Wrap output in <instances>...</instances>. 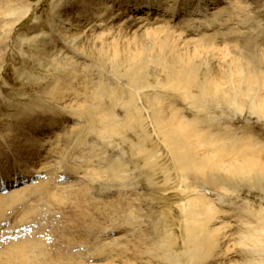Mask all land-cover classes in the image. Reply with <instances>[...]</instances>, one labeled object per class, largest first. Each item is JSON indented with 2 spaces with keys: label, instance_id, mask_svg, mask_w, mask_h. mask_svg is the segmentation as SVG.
<instances>
[{
  "label": "bare ground",
  "instance_id": "1",
  "mask_svg": "<svg viewBox=\"0 0 264 264\" xmlns=\"http://www.w3.org/2000/svg\"><path fill=\"white\" fill-rule=\"evenodd\" d=\"M62 8L68 9V13H58V19L51 27H58L60 32H43V36H49L52 43L59 37L65 47L64 53L58 46L48 49L49 52L46 49L47 54L52 50L59 51L60 56L46 55L45 58L56 63L60 72L24 114L26 118L22 119L26 123L16 127L11 132V138L6 137L4 132L0 133V182L3 179L8 190L6 194L0 192V264L15 257L21 264H68L67 258L52 257V251L46 244L44 246L43 226L37 229L35 222L28 224L38 210L36 212V209L30 208L25 198L35 191L48 194L52 184L68 181H59L62 173L58 166L68 173L80 166L82 161L89 165L93 163L96 157H100L95 154L98 142L112 149L120 148L118 145L122 148L129 146L130 154L142 155L143 169L152 165L153 153L147 149L145 137L152 132L163 141L159 143L165 144L168 159L173 164L170 168L168 161L165 163L167 173H170L169 179L181 183L179 187H174L179 182L171 179L173 187L165 192H172L166 199H173L172 205L182 217V223L179 225L180 237L173 226L168 236L159 233L161 238L155 246L163 258L176 263L174 257L177 256V264L183 260H189L192 264H217V261L221 264H240L238 255L228 247L231 241H234V246L250 247L247 255L243 253L242 256L261 251L264 253V209L253 211L255 222L250 224L246 218L242 220L237 233L230 222L231 209L228 210V205L220 196V186L224 183L249 182L256 185L264 182V159L259 160L257 156H264V142L248 132L247 128L239 127L235 130L230 127L231 132L224 130L220 134L213 133L217 136L213 138L203 129L201 117L193 114L189 117L184 111L185 107L176 101L173 94L177 92L184 101L194 98L200 106L207 101L232 105V108L235 105L238 109L248 106L251 115L264 117V40L261 44L256 41L264 37V0H67ZM246 17L259 27L245 31L237 21ZM242 40L245 47L241 54L245 58V51L249 52L246 65H229L221 69V59L236 58V46ZM254 46L260 50L254 49ZM208 53L215 56L216 64L210 63ZM95 61L106 64L111 74L106 73L107 77L101 73L92 76L90 71ZM257 63V66L253 65ZM107 100L108 103L104 102ZM120 109L125 114L122 119L117 113ZM49 112L58 113L64 120L52 122L47 118L48 124L43 127L38 121L46 120L43 116ZM71 115L84 123L70 122ZM209 121L216 129L214 132L221 131V123L217 126L215 119ZM72 146L77 151L79 149L80 157L70 154ZM217 147H226L229 156L218 155L214 150ZM34 155L37 156L35 159L32 158ZM231 157L232 160L229 159ZM10 159L11 163L8 162ZM32 159L38 168L28 166ZM174 168L177 174L170 172ZM91 170L94 180L102 186L109 183L119 186L121 181L123 187H127L125 182L131 185L125 163L114 165L106 162L103 168ZM164 172L157 175L167 180V173ZM189 179H192L191 183L182 189ZM52 181L54 183H50ZM77 184L80 186L83 182ZM88 185L90 187V184H86V187ZM91 187H94V183ZM63 188L65 191L76 190L69 189L68 185ZM85 193V189L76 191L81 199H84ZM126 196L124 199L128 201ZM37 206L39 208L41 205ZM132 210L130 213L134 212ZM96 222L94 224L98 226ZM171 222H168L169 225ZM22 223L28 225L26 229L37 230L27 234L28 230L25 229L24 232H17L13 240L1 241L2 236H9L7 231L23 228ZM217 223L221 225L217 227ZM111 233L114 232H107V236L112 241L118 240ZM236 233L238 241L232 238ZM93 248L99 249L96 246ZM91 255L92 262H100L104 258L102 253ZM112 260L109 259L110 262ZM244 264H264V257L262 262L256 263L248 258Z\"/></svg>",
  "mask_w": 264,
  "mask_h": 264
},
{
  "label": "rangeland",
  "instance_id": "2",
  "mask_svg": "<svg viewBox=\"0 0 264 264\" xmlns=\"http://www.w3.org/2000/svg\"><path fill=\"white\" fill-rule=\"evenodd\" d=\"M61 1H63V3ZM66 1L67 0H0V133L4 132L6 137L11 138V132H13L16 127H21L22 125H24L23 123H26L25 119H22L26 118L24 114L27 113L28 108L34 104V101L37 100L43 92H45L47 87L52 83L54 78L57 77L58 73L60 72L57 68L58 65L56 63H52L48 60L46 61L45 58L46 55L53 57L57 54L56 56H60L59 51L52 50L51 53L47 54L46 49L49 52V50H51L53 46H58L62 50V53H64L63 48L65 47L59 37L56 38L55 43H52L49 42V36H43V34H54V32H60V29H58V27H55L56 30L55 28L51 27H53L52 25L55 24V21H57L55 19H58V13L59 15L68 13V9L65 10L62 8V5ZM237 22L238 24H241V27L243 26L245 31H248L252 28L256 29L257 27H259V24L256 25V23L250 20L248 17L242 18ZM244 40L246 43V36H244ZM263 40L264 37L256 41L257 43L261 44V41ZM228 43L229 42H227L226 44L229 45ZM243 43L244 41L242 40V42L238 43L239 46H236V58L227 57L226 59H221V69L222 67H227L229 65H246L249 52L247 50L245 51L244 55L246 57L244 58L243 54H241L242 48L245 47ZM232 44L234 45V43H230V45ZM262 47H264L263 44ZM253 48L256 50H260L256 46H254ZM229 51H231V49ZM65 52L68 53V51ZM208 58L210 60V63L216 64L217 59L212 55V53H208ZM252 60L253 59H250V61ZM259 61L261 63V66H263L264 62L262 63V60H260V58ZM88 63L91 64L90 61H88ZM94 65L98 69L101 68V70H98L96 67H94ZM94 65L92 70L90 71V74L92 76H99L98 73H101V75L103 74V76L106 73L111 74L109 69L105 67L106 64H99L97 61H95ZM253 65L257 66L258 63ZM203 74L204 72L201 71V75ZM106 75L104 77H107ZM173 94L176 98V101L180 102L185 107L186 110L184 109V111H186L189 117L192 116L191 114L197 115V117H201V124H204L203 129H205L206 133H210L213 138H217V136H214L213 133L220 134L224 130H228L229 132H231L230 127H232L233 130L239 127L247 128L248 132L250 131L254 136L264 142V117L251 115V113H249V110L247 109L248 106L244 107V109H238L235 105H233L232 108V105L228 106L224 103L218 104L212 101H207L205 105L200 106L195 102L196 100L194 98L190 99V101H184L177 92ZM72 95L74 96V94ZM104 102L108 103L109 101L107 100ZM79 109L81 110V108ZM121 111L122 110L120 109L117 111V113L122 119L125 117V114L123 113V111ZM71 117H69L70 119L68 118L70 122L80 121V125L84 123L83 120H78V118L74 117L73 115H71ZM43 118L46 120H42L40 122L38 121V123L43 127L45 124H48L47 122L49 118V120L52 122H55V120H64V118L61 119L59 117V114L56 112H49L47 114H44ZM214 119V124L216 123L215 125L218 126L220 123L223 125L220 132H214V130L216 129L210 124L209 120ZM54 127L56 126L54 125ZM57 128L55 129L57 130ZM134 132H137L136 127ZM145 137L147 138L148 142L147 149L149 151H152L153 159L152 165H148L144 169V166H142L144 165L142 155H139L137 153L130 154L131 148L129 146H124L122 148L121 145H118V147L120 146V148L112 149L111 147L105 145L107 147L106 148L103 142H98L97 146L99 149L96 148L95 154L96 156L102 157H96L97 159L95 158L93 161V163L95 164L91 163L89 165L87 162L85 164V161H82L83 163L81 165L84 168H82L80 165L77 166V168L75 167L74 170L68 171V173L65 172L64 169H62L63 167H57L59 172L61 171L60 173H64L67 177L68 181L64 182L65 186L68 185L70 187L69 189L74 188V190L76 189L75 191H73V189L65 191V189L63 188L65 186L63 183H61L58 185L52 184V189H50L48 194L42 193L41 191H35L34 194L31 193L27 195L25 201L27 200L29 204L27 202L24 203L28 204L30 208L32 207V209H36V212L37 210L39 212H37V214L32 217V222L28 224H34L35 222L34 226H36L35 228L37 229H41V226H43L42 239L44 242V246L46 244L49 247V250L52 251V253L54 254V256L52 257L62 256L64 258H67L68 261H66L68 262V264H177V256L174 257L176 263L175 261L164 259L161 251H157V248L155 246V244H157L158 240L161 238H159V233L168 236L170 234L169 231L176 229L178 237L181 236L179 225L182 223V217H180L177 214L178 212L175 211V206L173 207L172 205L173 199H166L168 198V196L172 195V190H170L171 193L169 194L165 193L169 192L170 187H173L172 182H170L172 178L170 177L171 179H169L170 173H167L168 169L165 163L168 161L170 168L173 166V164H171V160L168 159L169 155H167V148L165 147V144L162 145L158 142L161 141L163 143L162 140L158 139L160 137H157L155 132H152ZM1 141L2 140L0 139V143ZM215 142H217V140H215ZM121 148L123 149L124 154L122 153L123 151ZM71 149L72 152L70 150V154H74L75 156L80 157L79 149L77 151V149L75 150L73 146ZM224 149L222 147L214 148L218 155L225 154L226 157H228L230 152L227 151L226 147H224ZM98 152H100V155L98 154ZM233 156H235V154H233ZM257 156H259V160L264 159V156L262 158L259 154ZM35 157L37 156L34 155V157L32 158L35 159ZM34 159H32V161H29L28 166L31 167L32 165H35V167L38 168V164ZM229 159L232 160L233 158L231 157ZM11 160L12 159L8 160V162H10ZM106 162L107 164L112 163L114 165H116V163H125L128 171V180L131 181V185L130 183L127 184L128 182H125V185H127V187H123V181L119 183V186H116L113 183L102 186L97 183L92 174L93 170L91 169H99L101 167L103 168ZM226 162L228 161L226 160ZM95 165L97 166L95 167ZM87 168L88 170H86ZM8 169L9 167L6 168V170ZM17 170H19V168ZM17 170L14 169V171ZM80 170H83V172ZM78 172L81 175L80 176L78 174L79 178L76 175V173ZM144 172L145 174H147L145 175ZM161 172L167 173V180H163L162 177H159L157 175ZM170 172L177 174L175 168ZM216 178L219 179V177ZM191 180H186V183L184 184L182 189H185L186 185L191 183ZM174 181H176V183L179 182L177 180H173V182ZM80 182H83V185ZM50 183L54 182L52 181ZM77 183L81 184V187ZM93 183L94 187H91L93 186ZM245 183L246 182L238 184L237 182H234L227 185H225L224 183L222 186H220V190L222 192H220V196L222 197L220 198L228 205V210L231 209L230 217L232 220L230 222L232 227L234 226V231H237V233L241 228L242 220L246 218L251 224L256 221L253 211L261 208L264 209V182H258V184L256 185H252L249 182H247L246 184ZM86 184H90V187L88 185L87 188ZM180 184L181 183L179 182L174 187H177ZM101 187H104L105 189L101 190ZM82 188L87 191V193H85V195L83 196L84 199H81L82 197H78L76 195V191L83 190ZM104 190L107 191L105 192ZM68 192H70L71 195ZM54 193L56 194V196ZM125 194L128 195L126 196L127 198H129L128 201L124 199ZM47 195L51 196L49 197ZM61 196L62 198H58ZM56 197L57 199H55ZM31 199V202L28 201ZM47 200L50 202H48ZM55 200L58 201L55 202ZM51 201H54L55 205L57 204L58 207L56 206V209L55 205L52 204ZM67 201L70 203L67 204ZM129 201L131 203H129ZM41 202L42 204H40ZM59 202H61L60 205H63L64 208L62 206H59ZM49 204H51V206ZM76 204H78V206ZM28 205H26V207L29 208ZM37 205H41L42 207L40 206L38 208ZM131 210L134 212L130 213ZM157 212H160V214H157ZM241 215H245V217L243 216L241 218ZM161 218L166 219L160 221L159 219ZM95 222L96 224H98L99 228L94 224ZM168 222H171V226ZM158 224L161 225L160 228H158ZM22 225L26 226L27 224L22 223ZM215 225L219 227L221 224L217 223ZM172 226L175 228H173ZM35 228H31L32 231ZM165 228H167L168 231ZM160 230H162L163 232ZM243 230L245 231V229ZM110 231L114 232L113 234L111 233V236L113 235L112 237L115 239L118 238V240L112 241V238H109V236H107V232ZM33 233L34 231L32 232V234ZM237 233L232 238L238 241L239 236L237 235ZM234 244V241H231V243H228V247L231 249L233 248V253H235V255H238L239 258L237 260L240 264H244L245 260L248 258H250L254 263L263 261V251L254 255L248 254V256H242V254L246 253V251L250 247L243 248L239 244H237L236 246H234ZM82 245H84V247ZM95 246L97 247V249H99H94L93 247ZM89 250H91V253L89 252ZM93 253H102V257L104 258H102L100 262H92L90 261V257L93 256L91 255ZM108 255H110V257H107ZM105 256L107 257V259H105ZM15 258L8 262H5L4 264H21L19 261L15 260ZM109 259L113 260L110 262ZM180 263L192 264V262H190L189 260H183ZM217 264H221V262L217 261Z\"/></svg>",
  "mask_w": 264,
  "mask_h": 264
}]
</instances>
